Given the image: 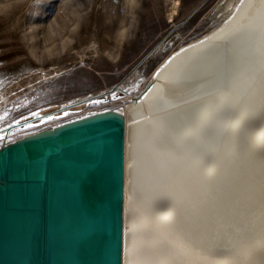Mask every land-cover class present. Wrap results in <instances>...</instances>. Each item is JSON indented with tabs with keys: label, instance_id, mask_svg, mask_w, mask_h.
<instances>
[{
	"label": "bare ground",
	"instance_id": "bare-ground-1",
	"mask_svg": "<svg viewBox=\"0 0 264 264\" xmlns=\"http://www.w3.org/2000/svg\"><path fill=\"white\" fill-rule=\"evenodd\" d=\"M218 15L177 45L158 41L144 59L170 50L149 74L136 65L105 91L122 94L126 118L123 264H264V0H228ZM34 70L31 86L65 72ZM90 97L34 110L0 137Z\"/></svg>",
	"mask_w": 264,
	"mask_h": 264
},
{
	"label": "water",
	"instance_id": "water-1",
	"mask_svg": "<svg viewBox=\"0 0 264 264\" xmlns=\"http://www.w3.org/2000/svg\"><path fill=\"white\" fill-rule=\"evenodd\" d=\"M125 148L116 109L2 145L0 264H123Z\"/></svg>",
	"mask_w": 264,
	"mask_h": 264
},
{
	"label": "rangeland",
	"instance_id": "rangeland-1",
	"mask_svg": "<svg viewBox=\"0 0 264 264\" xmlns=\"http://www.w3.org/2000/svg\"><path fill=\"white\" fill-rule=\"evenodd\" d=\"M227 1L0 0V91L11 89L13 94L0 107L11 110L6 119L0 114V129L34 110L105 92L131 75L136 65L149 74L170 50L144 59L158 41L171 39V47L199 35ZM51 65L65 72L29 85L35 67ZM121 97L105 92L82 110L109 101L116 107Z\"/></svg>",
	"mask_w": 264,
	"mask_h": 264
},
{
	"label": "built area",
	"instance_id": "built-area-1",
	"mask_svg": "<svg viewBox=\"0 0 264 264\" xmlns=\"http://www.w3.org/2000/svg\"><path fill=\"white\" fill-rule=\"evenodd\" d=\"M116 85H118V83L115 84L112 88H115ZM103 93H105V92L97 93V94L91 96L90 98H93L94 97V98H98L99 99ZM80 101H83V99L80 100ZM78 103H80V102H75L72 105H77ZM113 104H114L113 101L104 102V103L99 104V105H93L92 107H89L87 109H83V110H82V108L81 109H77L76 111H73L72 113L68 114L69 112L72 111L70 109L71 111H68L67 113H60L56 117L47 118V119H45L44 121H41V122L36 121V122H34V124H31L29 126H26V129H24L23 131H20L18 133H12L11 135H9V137H7L5 139H2L0 141V147L2 145H4V144L10 142V141L15 140L18 137L24 136V135H26L28 133L36 132V131H38L40 129H44V128H48V127H53V126H55L57 124H60L62 122H65L67 120H71V119H74V118H77V117H81V116H84V115H87V114H90L92 112L99 111V110L115 109V107L113 106ZM54 108H59V106H55ZM73 108H76V107L74 106Z\"/></svg>",
	"mask_w": 264,
	"mask_h": 264
},
{
	"label": "snow or ice",
	"instance_id": "snow-or-ice-1",
	"mask_svg": "<svg viewBox=\"0 0 264 264\" xmlns=\"http://www.w3.org/2000/svg\"><path fill=\"white\" fill-rule=\"evenodd\" d=\"M98 102V101H97Z\"/></svg>",
	"mask_w": 264,
	"mask_h": 264
}]
</instances>
